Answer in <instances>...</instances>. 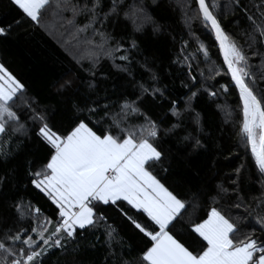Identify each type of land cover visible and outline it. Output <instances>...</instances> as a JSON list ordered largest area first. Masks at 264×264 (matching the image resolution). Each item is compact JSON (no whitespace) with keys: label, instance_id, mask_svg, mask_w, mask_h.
Segmentation results:
<instances>
[{"label":"trees","instance_id":"1","mask_svg":"<svg viewBox=\"0 0 264 264\" xmlns=\"http://www.w3.org/2000/svg\"><path fill=\"white\" fill-rule=\"evenodd\" d=\"M72 2L83 4L85 0ZM206 3L225 33L248 56L253 74L246 78L248 83L258 96L264 94V42L248 19L252 16L257 24L264 23L260 19L264 0ZM213 4L217 7L212 8ZM119 5L118 15L110 16L103 26L93 25L108 34L105 48L120 46L110 57L95 48L100 37L92 36L91 30L74 38L88 14L76 16L74 25L67 23L73 18L71 11L49 14L47 27H42L24 18L10 0H0V27L7 30L0 36V63L24 85L12 104L18 121L9 122L12 127L23 125V129L13 133L10 127L8 135H0V238L6 231L24 229L37 239L31 232L39 223L34 219L35 208L41 210V220L55 222L57 218L55 206L31 184L30 170L35 172L50 158V146L38 135L42 121L35 117L42 116L60 134H67L80 120L100 133L112 120L105 118L99 126L96 121L105 111L119 113V106L127 100L136 101L139 113L128 116L120 126L146 125L149 120L158 126L155 142L164 157L153 174L186 203L173 234L190 250L200 245L191 232V222H199L208 207L217 206L211 197L219 184L229 190L223 199L217 198L223 213L240 218L242 227L254 229V235L264 239V231L256 223L258 214L264 215V174L239 135V91L227 72L214 32L202 22L196 0H119ZM110 6L111 0H101L99 11ZM84 37L93 43L85 44ZM200 44L205 46L207 58L198 51ZM121 55H127L128 61H121ZM94 59H98L95 66ZM66 80L71 86L61 89ZM141 85L149 92L142 93ZM154 88L161 91L153 93ZM88 107H95L96 112L90 114ZM196 140L199 146H195ZM194 193L199 194L198 206H193ZM236 203L240 207H234ZM121 207L141 223H150L126 203ZM100 211L116 230L110 245L105 242L102 222L82 237L78 230L77 239L65 242L64 248L50 249L42 264H144L146 238L115 208L102 206ZM53 229L54 223L45 235ZM12 246L26 247L19 243Z\"/></svg>","mask_w":264,"mask_h":264},{"label":"snow or ice","instance_id":"2","mask_svg":"<svg viewBox=\"0 0 264 264\" xmlns=\"http://www.w3.org/2000/svg\"><path fill=\"white\" fill-rule=\"evenodd\" d=\"M10 2L24 18L42 27H47L45 18L49 14L56 16L63 11H71L73 18L67 20L69 25H74L76 16L88 14L84 26L76 28L74 38L91 30L92 36L100 37V42L95 45L99 52L111 57L114 51L120 50L119 45L105 48L108 34L93 27L96 24L103 26L110 16L119 14V0H111V6L102 13L99 11L101 0H91L90 4L88 0L83 4L73 3L72 0ZM196 3L203 24L210 26L215 33L227 72L239 91L242 103L239 135L249 146L257 169L264 174V94L258 96L246 79L253 74L249 71V58L242 47L225 33L206 0H196ZM128 15L126 12L125 16ZM248 19L253 25V32L259 31L264 42V23L257 24L252 16ZM260 19L264 21V9L260 10ZM6 34V28L0 27V36ZM249 36L255 40L251 33ZM83 42L88 45L93 43L90 37H84ZM198 51L208 57L203 44H200ZM119 59L128 61V56L121 55ZM97 62L98 59H94L93 66ZM68 86H71L69 80L60 85L61 89ZM141 90L142 93L149 92L143 85ZM23 91L24 85L0 63V135H8L10 127L13 133L23 129V125L12 127L9 124L10 121H18L12 104ZM160 91L159 88L152 90L153 93ZM195 95L193 92L192 96ZM139 99L141 97H137ZM119 107V113L105 111L104 117L96 121L99 126L105 118L112 120L100 133L85 120H80L67 134H60L44 122L42 116L35 117L42 121L38 135L50 146V158L35 172L30 170L31 184L55 206L57 218L55 222L50 218L41 220V210L34 209V219L39 223L31 228V232L36 234L37 239H33L24 229L15 233L6 231L0 238V264H42V258L50 249L64 248L65 242L71 244L77 239L78 230L82 237L85 231L98 229L102 222L105 242L110 245L115 239L116 230L107 223L106 215L100 211L102 206L115 208L146 238L147 244L142 253L144 264H264V239L256 237L254 229L242 227L240 218L225 215L218 206L217 198L223 199L229 193L223 185L218 184L216 195L211 197L212 203L217 206L208 207L206 215L198 217L199 222H191V232L201 241L198 247L190 250L173 234L172 229L176 227L182 210H186V203L153 174V168L162 164L164 157L155 142L158 126L149 120L146 125L121 127L128 116L139 113V108L136 101L127 100ZM104 108L108 109L109 105H104ZM77 111L83 109L77 108ZM87 111L93 114L96 108L88 107ZM173 114L179 115L178 112ZM199 145L200 141L196 140L195 146ZM235 171L239 175L240 169ZM198 199L199 194L194 193L193 206H198L195 204ZM240 199L237 192V200ZM124 203L150 223H141L129 216L121 207ZM233 206L238 208L240 204ZM16 207L19 209L21 206L18 204ZM26 207L30 208L31 205ZM53 223L54 229L46 236L48 226ZM256 223L264 231V215L258 214ZM6 241H11V244ZM38 241H42V244ZM17 243L26 247L12 246Z\"/></svg>","mask_w":264,"mask_h":264},{"label":"water","instance_id":"3","mask_svg":"<svg viewBox=\"0 0 264 264\" xmlns=\"http://www.w3.org/2000/svg\"><path fill=\"white\" fill-rule=\"evenodd\" d=\"M215 34V33H214ZM218 43V42H217ZM218 46H219V44H218ZM222 55V54H221ZM222 58H223V56H222ZM226 66V65H225ZM226 68H227V66H226Z\"/></svg>","mask_w":264,"mask_h":264}]
</instances>
